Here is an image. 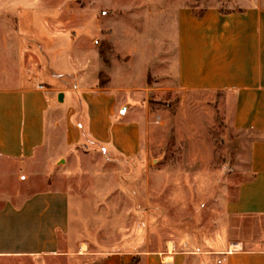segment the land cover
<instances>
[{
	"label": "crops",
	"instance_id": "obj_1",
	"mask_svg": "<svg viewBox=\"0 0 264 264\" xmlns=\"http://www.w3.org/2000/svg\"><path fill=\"white\" fill-rule=\"evenodd\" d=\"M230 3L213 2L200 12L181 5L169 10L171 23L165 10L162 17L116 10L104 19L97 10L84 11L74 39L39 24L38 10L22 8L21 0H0L2 183L24 178L34 187L53 171L54 151L75 159L96 153L135 159L147 138L151 95L223 93L230 128L250 138V178L225 209L229 217L264 218V0ZM152 26L156 38L147 34ZM60 184L19 201L0 199V264H264V231L239 234L204 253L173 243L165 253L85 254L89 246L72 227L73 195Z\"/></svg>",
	"mask_w": 264,
	"mask_h": 264
},
{
	"label": "rangeland",
	"instance_id": "obj_2",
	"mask_svg": "<svg viewBox=\"0 0 264 264\" xmlns=\"http://www.w3.org/2000/svg\"><path fill=\"white\" fill-rule=\"evenodd\" d=\"M232 1L21 0V4L38 10L39 24L77 39L79 26L85 22L84 11L97 10L104 19V14L116 10L117 14L127 10L140 17L147 10L162 17L160 11L165 10L167 23H171L174 14L169 10L181 5L200 12L213 2L230 7ZM25 18L21 15L23 21ZM157 29L152 26L147 34L156 38ZM100 49L108 59L109 45L102 42ZM43 52L41 56H45ZM149 101L147 138L135 159H110L102 153L81 154L75 159L71 152L59 155L54 151L53 171L43 181L37 177L34 187L25 185L24 178L19 182L14 177L5 185L0 176V199L7 195L19 201L46 189L48 183L60 182L73 195L72 227L77 241L89 246L85 254L165 253L173 243L179 247L189 244L195 252L204 253L239 234L264 231V218L229 217L225 209L239 185L250 178L246 155L250 138L230 128L226 95L171 90L159 98L151 95ZM5 169L9 171L8 166ZM26 173L23 167L19 175Z\"/></svg>",
	"mask_w": 264,
	"mask_h": 264
},
{
	"label": "built area",
	"instance_id": "obj_3",
	"mask_svg": "<svg viewBox=\"0 0 264 264\" xmlns=\"http://www.w3.org/2000/svg\"><path fill=\"white\" fill-rule=\"evenodd\" d=\"M39 89L44 90L45 89L44 85H39Z\"/></svg>",
	"mask_w": 264,
	"mask_h": 264
},
{
	"label": "trees",
	"instance_id": "obj_4",
	"mask_svg": "<svg viewBox=\"0 0 264 264\" xmlns=\"http://www.w3.org/2000/svg\"><path fill=\"white\" fill-rule=\"evenodd\" d=\"M101 54L105 58V54H104V52L102 50H101ZM133 264H135V263H133Z\"/></svg>",
	"mask_w": 264,
	"mask_h": 264
},
{
	"label": "bare ground",
	"instance_id": "obj_5",
	"mask_svg": "<svg viewBox=\"0 0 264 264\" xmlns=\"http://www.w3.org/2000/svg\"><path fill=\"white\" fill-rule=\"evenodd\" d=\"M82 249L84 250L85 249V246H83Z\"/></svg>",
	"mask_w": 264,
	"mask_h": 264
}]
</instances>
